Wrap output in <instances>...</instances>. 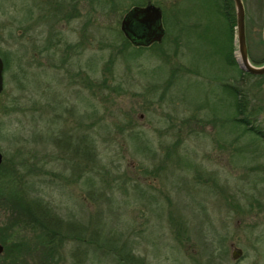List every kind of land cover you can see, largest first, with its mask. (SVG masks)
<instances>
[{"label": "rangeland", "instance_id": "1", "mask_svg": "<svg viewBox=\"0 0 264 264\" xmlns=\"http://www.w3.org/2000/svg\"><path fill=\"white\" fill-rule=\"evenodd\" d=\"M131 1L84 0L52 26L40 0H0V203L33 214L6 264H264V139L233 120L226 85L264 132V77L237 82L236 25L231 63L214 0H142L166 33L140 50L120 31ZM242 1L260 65L264 0Z\"/></svg>", "mask_w": 264, "mask_h": 264}, {"label": "water", "instance_id": "2", "mask_svg": "<svg viewBox=\"0 0 264 264\" xmlns=\"http://www.w3.org/2000/svg\"><path fill=\"white\" fill-rule=\"evenodd\" d=\"M236 13L237 47L239 51V67L248 73L259 75L264 74V63L254 65L248 56L246 33H245V9L242 0H233ZM121 29L132 41L134 46H148L154 42H161L164 35L162 26L161 7L147 3L141 7H134L122 19ZM264 31V27H263ZM4 63L0 57V93L3 89ZM2 155L0 153V162ZM1 249V246H0ZM242 253L241 249L235 248L232 258H237Z\"/></svg>", "mask_w": 264, "mask_h": 264}, {"label": "trees", "instance_id": "3", "mask_svg": "<svg viewBox=\"0 0 264 264\" xmlns=\"http://www.w3.org/2000/svg\"><path fill=\"white\" fill-rule=\"evenodd\" d=\"M127 3L128 4L124 5V7L120 8L122 10V12L125 11L126 9H128L132 5H144V3H142V0H137L135 2L134 1H131V2H127ZM179 3L180 2H178V5H179ZM214 5H215V7H218L217 9H218V12H219V23L222 24V26L226 28V31L228 33V42H229V55L228 56H229V62L233 63L234 60H233V57H232V52L230 50L231 43H230L229 31L231 32L233 30V27H235V25H236V13H235V8H234V2H233V0H214ZM176 8H177L176 14L178 16L177 19H178V22H179V27H182L181 26V23H180L179 15H178L179 14L178 6ZM162 19H163V16H162ZM164 39H165V35H164L163 39L161 40V42H154V43H152V44H150L148 46H137V47L135 46V47L138 48V50H140V49H142V47H151L153 45L161 46L160 43H162V41H164ZM127 42L128 41H126V43ZM2 60H3V63L5 64V61H4L3 58H2ZM229 62H227V65L230 64ZM242 72L243 71L240 72L241 75L239 76V78H237L238 81L236 80L238 83H241V81H245V79L248 76V75H243ZM252 75H255V74L249 73V76H252ZM257 76L264 77V74H259ZM226 85L229 86L231 89H233L232 87L234 85L232 83L226 84ZM220 87H222L221 84H220ZM231 89H228V91L227 90H225V91L228 92V95L233 94L234 98L236 99V109H237L238 117L233 118V120L235 122H237L238 124H240L241 126H243L247 131L252 132L255 135H257L258 137H260V134H264V132L262 130H260V128H258L257 126H255L253 124L254 123L253 121L255 119H253L251 117V113L249 112L248 108L244 104V101L240 97V95L242 94V91L240 93L239 90L238 91L235 90V93H234V91H231ZM231 92H233V93H231ZM38 214L40 215V213H38ZM32 215H33L32 214V207H31V204H30V214L27 217H25L24 220H18V219H16V222H15L16 225L19 224L21 221H23V225H29L30 222H31L30 219L32 218L31 217ZM41 215H43V214H41ZM49 217L50 216H48V218ZM51 226H54L53 223H51ZM75 231H76V229H71V231H69V233H67L64 229H61L60 227H57L56 229L53 228V227H48L47 228V233L49 235H51V236L52 235H57L58 236V240L62 239V237H64L63 235H68V236L69 235H72L75 239L76 238L79 239L80 237H77L76 235H74L75 234ZM80 239H83V238L81 237ZM86 241L87 242L91 241V238H89V240H86ZM38 243H39L40 246H42V248H45V247H43L46 244L45 239H44V236L41 237V240L40 239L38 240ZM47 243L50 245V244H53L54 241L51 239L50 241H47ZM24 244H25L24 241L17 242V245H23L24 246ZM53 248L54 247H52L51 249H53ZM45 252H47L46 248H45Z\"/></svg>", "mask_w": 264, "mask_h": 264}, {"label": "flooded vegetation", "instance_id": "4", "mask_svg": "<svg viewBox=\"0 0 264 264\" xmlns=\"http://www.w3.org/2000/svg\"><path fill=\"white\" fill-rule=\"evenodd\" d=\"M92 1V0H91ZM41 4L46 5V8L50 11L54 13V21H52V26L56 23H62L63 21V17L67 18V13H70L72 16L75 17V13H76V9H80V4H85L84 0H40ZM150 3V2H148ZM147 4V3H146ZM144 4V5H146ZM30 5H33V2L30 3ZM144 5H132L130 6L128 9H126L121 17L120 20V31L123 34V37L132 44V41L126 36L125 32L121 29V23H122V19L124 18V16L134 7H141ZM105 8V6H102ZM160 7V6H159ZM162 10V9H161ZM162 26L165 30V26H164V22L162 19ZM49 27H51V25H49ZM165 35V32H164ZM163 35V37H164ZM162 37V39H163ZM247 43V42H246ZM133 45V44H132ZM141 46V45H139ZM248 50V47H247ZM248 56L250 58L249 52H248ZM1 57V56H0ZM2 59V58H1ZM264 61L261 63L263 64ZM260 64V65H261ZM243 75H248V72L243 71L242 72ZM213 81L216 82V85L219 87V74L215 76V78L213 79ZM260 136L264 139V134H260ZM1 155H2V159L0 162V170L5 169V166L3 164L4 160V156L3 153L0 151ZM1 200V199H0ZM3 203H0V209H2L4 212V209H7L6 212L7 213V218H6V222L2 225H0V264H6V260H8L11 257H15L12 251L14 246L13 245H9L8 241L6 240L8 237H10L12 235L13 232V228L16 226L15 222L16 219L21 220L25 218V215H29L30 214V203H28L27 201L23 200V201H18V200H10L7 199L6 201H2ZM23 204V208L21 210V206ZM26 216V217H27ZM7 249V250H6ZM21 249V247H20ZM12 264H14L13 262H11Z\"/></svg>", "mask_w": 264, "mask_h": 264}]
</instances>
